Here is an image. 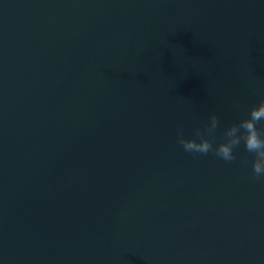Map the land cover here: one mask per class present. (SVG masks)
Segmentation results:
<instances>
[{"label": "water", "instance_id": "95a60500", "mask_svg": "<svg viewBox=\"0 0 264 264\" xmlns=\"http://www.w3.org/2000/svg\"><path fill=\"white\" fill-rule=\"evenodd\" d=\"M261 99L264 0H0V261L264 264L252 154L177 143Z\"/></svg>", "mask_w": 264, "mask_h": 264}, {"label": "clouds", "instance_id": "9594fccd", "mask_svg": "<svg viewBox=\"0 0 264 264\" xmlns=\"http://www.w3.org/2000/svg\"><path fill=\"white\" fill-rule=\"evenodd\" d=\"M218 123L217 116L213 114L205 128L203 130L197 128L192 137H185L178 131L177 143L187 153L194 155L212 153L226 162L236 160L235 149L242 143L244 149L252 154L251 168L254 177L264 179V128L257 127L258 124H264V99L253 105L245 118L225 128L223 139L214 145L213 139ZM241 163L246 166L248 161L242 160Z\"/></svg>", "mask_w": 264, "mask_h": 264}]
</instances>
